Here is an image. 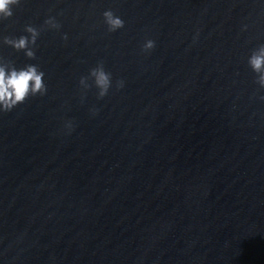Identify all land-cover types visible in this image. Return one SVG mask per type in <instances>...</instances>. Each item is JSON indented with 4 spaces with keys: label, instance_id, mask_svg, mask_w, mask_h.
Segmentation results:
<instances>
[{
    "label": "water",
    "instance_id": "1",
    "mask_svg": "<svg viewBox=\"0 0 264 264\" xmlns=\"http://www.w3.org/2000/svg\"><path fill=\"white\" fill-rule=\"evenodd\" d=\"M107 10L123 28L109 31ZM12 11L0 65L38 66L47 91L0 111V264H264V88L248 64L264 0ZM27 26L34 59L4 43Z\"/></svg>",
    "mask_w": 264,
    "mask_h": 264
},
{
    "label": "clouds",
    "instance_id": "2",
    "mask_svg": "<svg viewBox=\"0 0 264 264\" xmlns=\"http://www.w3.org/2000/svg\"><path fill=\"white\" fill-rule=\"evenodd\" d=\"M19 3L20 0H0V19L11 17L13 15V6L18 5ZM103 16L108 25L109 31H116L117 29L124 27V21L118 16H115L111 10L105 11ZM45 23L52 28L59 27L52 18L48 19ZM25 31L30 34V37H5L4 43L12 46L17 51H25V55L28 58L34 59L35 52L29 47V45L36 44L39 31L32 26H27ZM64 39H67L66 35ZM154 46V41L148 40L143 47L145 50H151ZM248 64L257 74L256 82L261 88H264V44L260 45L252 52L248 58ZM43 77L44 73L40 71L36 65L29 64L20 69L13 67L10 70H7L5 66L0 65V111H11L19 104H22L30 95H44L47 88ZM90 77L94 78L95 86L99 88L98 97L103 98L111 87V73L106 72L101 63L91 69ZM80 84L84 88L89 87L87 78L82 77ZM118 87H123V81L118 82ZM261 99H264V97H261ZM67 127L71 128V123H69Z\"/></svg>",
    "mask_w": 264,
    "mask_h": 264
}]
</instances>
